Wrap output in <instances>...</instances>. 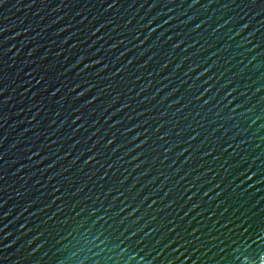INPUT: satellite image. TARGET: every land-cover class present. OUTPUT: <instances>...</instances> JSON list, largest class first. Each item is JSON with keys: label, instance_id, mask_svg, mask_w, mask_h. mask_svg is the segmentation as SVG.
Returning a JSON list of instances; mask_svg holds the SVG:
<instances>
[{"label": "water", "instance_id": "1", "mask_svg": "<svg viewBox=\"0 0 264 264\" xmlns=\"http://www.w3.org/2000/svg\"><path fill=\"white\" fill-rule=\"evenodd\" d=\"M0 264H264V0H0Z\"/></svg>", "mask_w": 264, "mask_h": 264}]
</instances>
